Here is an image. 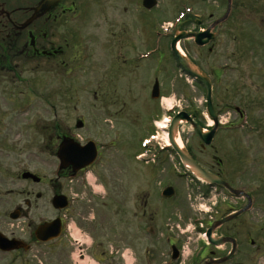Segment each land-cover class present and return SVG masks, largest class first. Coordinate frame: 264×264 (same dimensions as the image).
Listing matches in <instances>:
<instances>
[{
	"label": "flooded vegetation",
	"instance_id": "1",
	"mask_svg": "<svg viewBox=\"0 0 264 264\" xmlns=\"http://www.w3.org/2000/svg\"><path fill=\"white\" fill-rule=\"evenodd\" d=\"M236 1L0 0V264H126L128 257L131 264H197L232 251L231 241L214 245L201 233L248 198L200 181L183 165L169 138L173 116L185 108L165 109L162 98L167 88L187 83L190 76L171 50L172 39L182 31L203 34L202 45L190 37L178 45L202 70L214 73H208L213 89L218 70L202 62L214 53L226 24L236 45ZM230 54L235 61V48ZM246 67L238 73V65L231 64L236 74L248 76ZM190 82L205 92L202 84ZM62 83L70 91L84 87L89 93L83 98L85 116H75L64 131L61 100L80 103L82 98L61 97ZM237 83L232 82L233 94ZM189 102L191 121L209 131L213 124L205 111ZM214 110L218 126L211 144L203 145L185 122L197 145L182 137L185 149L204 169L236 187V165L252 161L246 154L251 145L245 152L215 147L222 131L236 132L240 115L231 110L222 121L220 109ZM46 115L51 116L47 128ZM77 119L84 137L75 131ZM257 131L264 140V128ZM64 136L93 142L94 160L61 168ZM29 137H36L39 146L28 147ZM46 138L49 147L42 143ZM36 167L53 171L31 170ZM88 171L102 184V194L72 213L79 192L72 186L67 191V185L85 186ZM182 184L194 189L190 203L189 193L182 196ZM59 194L67 206L56 209L52 198ZM97 198L100 213L94 207ZM251 209L213 228V236L235 239L233 256L219 264H251L264 253L250 235L255 226ZM258 213L264 215L262 209ZM263 229V223L257 226L258 232Z\"/></svg>",
	"mask_w": 264,
	"mask_h": 264
},
{
	"label": "rangeland",
	"instance_id": "2",
	"mask_svg": "<svg viewBox=\"0 0 264 264\" xmlns=\"http://www.w3.org/2000/svg\"><path fill=\"white\" fill-rule=\"evenodd\" d=\"M162 4L163 3L159 4L158 9L161 10ZM236 8V45L229 39V27L226 24L220 30L218 46L214 53L207 59H204L202 63H204L206 67H217L218 69H222L220 78L217 84L214 85L213 100L215 106L222 110V115L224 116L222 119L223 121L225 118H228L229 114H232L228 108L230 105H243L241 102H245L242 99L246 101L247 99H245V97H249V101H246L249 105V109L248 119L244 123L245 128L239 126L235 133H221V136L224 137L225 147H250V145L252 147V150L246 153L252 162H247L241 166L240 170L242 174H238L236 181V184L239 185L244 182H251V180H247L249 176L252 179L255 175L264 174V143L259 139V133L254 132L255 129L253 126L255 125L252 123L253 119H259L261 123L260 127L264 128V112L262 111L264 106V0H237ZM222 11L223 8H221V12ZM170 12L171 11H169V13ZM231 47L236 50L235 61L234 54L233 56L230 54ZM190 49H192V47ZM231 64L238 65V73L241 72V65L247 66L246 73L248 76L236 74L237 72L231 70ZM233 80L238 81L237 92L234 94L231 92ZM71 89L73 90L74 88ZM68 91H70V89L62 83L60 89L61 97L67 95ZM74 95L81 97L82 102L80 101L78 104H67V102L61 100L62 131L65 130L66 126L73 125V118L75 116L79 114L85 116L86 103L83 98L89 95L87 88L76 87ZM190 99H192L199 111H204L205 97L200 86L188 80L187 83L177 84L165 90L162 98V107L164 108L167 104L175 105L179 103L181 105H188ZM223 107H225V109ZM45 125L46 128L51 127V116H45ZM76 132L83 137L86 134L85 128L77 130ZM180 132L181 136L188 140L189 144L193 147H197L195 144L196 138L191 134L186 124L181 125ZM51 134L52 133H48L47 137H50ZM48 141L49 138L48 140L46 138L43 142L41 140L44 145L49 147ZM38 146L39 141L36 137L33 139L29 137L28 147ZM216 147L220 146L217 145ZM243 158L246 159V155ZM256 159L258 161H256ZM33 160L36 163L35 156L30 155V161L34 162ZM31 170L50 174L53 168L36 167ZM89 180L90 184L86 183L85 186H79L78 188L68 183L66 188L67 191L68 189L70 190L72 186L74 192H79V196H77L78 200L72 205V210H70L72 213H76V211L79 213L81 208L86 207V205L90 203L87 199L90 200L92 197H96V194L98 195L97 197L102 194L100 193L102 191L100 182L97 180L95 181L93 176H91ZM253 182H255V180ZM182 186H185L182 196L184 193H189L187 201L190 203V198L193 196L191 192L194 191V189L187 186V184H182ZM74 192L69 193V195L75 194ZM97 200V204H95L94 207L97 209V212L100 213L101 206L98 204L100 200L99 198H97ZM251 213L252 223L255 226L252 228L250 235L257 239V236L263 235V233H257L256 231V226L260 224L262 218L256 209H253ZM253 264H264V254L257 258Z\"/></svg>",
	"mask_w": 264,
	"mask_h": 264
},
{
	"label": "water",
	"instance_id": "3",
	"mask_svg": "<svg viewBox=\"0 0 264 264\" xmlns=\"http://www.w3.org/2000/svg\"><path fill=\"white\" fill-rule=\"evenodd\" d=\"M200 34L198 35H195V40L197 42H199V37ZM183 35H179L178 37H181ZM176 40V39H175ZM174 40V41H175ZM173 41V43H174ZM175 53L179 59V62L182 64V66L187 70L189 71L192 75H194L198 80H200L201 82H203L206 86V89H207V99H208V102H207V105H208V111L209 113L211 114L212 113V108L210 106V94H209V91H210V83H209V80L208 78L203 74L201 73L197 67H195L187 58L181 56L179 54V52L177 50H175ZM183 114L179 115L178 117H176L174 120H173V127L174 125L176 124L177 120L179 117H182ZM196 129L197 131L199 132V134L201 135V137H203L205 139V142L206 143H209V139L206 138V135L203 134L200 130L199 127L196 126ZM171 143L173 144V147H178L174 141V139H171ZM65 146L63 147V150L62 151H65L67 149V147H76V149H78L77 147H79L78 145L74 144V143H71V141L67 142V144H64ZM178 153L180 154V157L181 159L183 160V162L189 167V169L191 171H193L195 174H197L199 177H201L202 179L208 181V182H211V183H216V184H225L222 180H220L218 177H216L215 175H212L210 173H208L207 171L203 170L196 162L195 160L189 156L186 152L184 151H180L178 148ZM234 191V190H233ZM235 192H238V191H235ZM59 198H55V202L58 200ZM63 204V203H61ZM234 216V215H233ZM223 220H226V219H223ZM210 232V231H209ZM209 240H212L210 236H208ZM214 241V240H213ZM220 241H223V239H218L216 240V242H220ZM225 259H221V260H215L214 263H218V262H221ZM200 264H203V263H200Z\"/></svg>",
	"mask_w": 264,
	"mask_h": 264
}]
</instances>
